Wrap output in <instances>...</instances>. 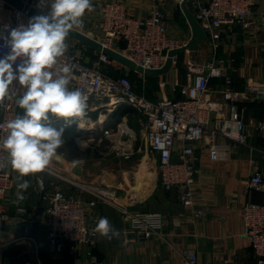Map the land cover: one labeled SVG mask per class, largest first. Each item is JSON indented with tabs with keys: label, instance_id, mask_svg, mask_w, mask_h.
Segmentation results:
<instances>
[{
	"label": "built area",
	"instance_id": "1",
	"mask_svg": "<svg viewBox=\"0 0 264 264\" xmlns=\"http://www.w3.org/2000/svg\"><path fill=\"white\" fill-rule=\"evenodd\" d=\"M22 1L41 11L37 8L38 1ZM174 1L181 4L185 0ZM255 6L256 0H203L197 5L194 16L204 29L205 38L209 40L214 53L212 59L203 66L189 68L188 82L178 91L181 96L179 99L165 97L152 101L139 95L134 91L128 74L113 77L105 71L115 60L104 53H99L92 65H86L79 53L67 49L54 69L58 70L65 64L73 66L70 87L79 88L87 96L88 108L85 115L72 124H76L79 129L81 121H88L92 127H89V131L93 128L99 129L104 132L103 138L114 137L118 145L117 156L123 160H130L135 154L134 146L138 135L123 124L118 125L116 133L106 129V114L102 110L106 108L109 112L127 104L144 117L141 140L146 152L159 166V184L166 191L176 189L181 204L191 209L193 217L201 215L195 208L194 198L198 173L196 162L199 159L194 144L208 136L210 160L219 162L227 159L231 143L247 145L250 137L244 109L240 105L254 99L264 100V82L253 80L246 84L244 90H234L231 87L232 78L222 65L223 60H215L225 28L233 26L243 31L264 28V12H258ZM96 9L102 22V38H98L99 42L106 48L116 45V50L118 44L123 42V51H117L144 69H161L170 51L186 45L169 37V23L160 9H155L149 16L138 18L131 16L121 0H97ZM41 12L46 14L47 9ZM29 18L22 10L0 0V57L9 51L4 42L7 33L3 31V25L8 24L15 28L20 23L27 24ZM177 62L178 56H174L173 66ZM212 79L224 81L220 100L212 96ZM17 84L14 81L10 86L12 95ZM177 88L174 86V91ZM94 112H100L97 121L91 116ZM16 114L18 107L14 98L6 99L0 105V123L14 118ZM255 130L264 136V112L256 121ZM5 135L6 132L0 130V137ZM217 138H222L223 142H217ZM106 176L107 173H104L97 182L77 185L80 194L89 195L83 198L68 194L62 184L48 185L44 177L37 178L39 193L46 203L47 217L45 237L31 239V247L37 255L42 252L55 255L65 247H69L72 254L80 246L95 247L101 236L93 232L92 224H96L100 218L95 217L92 219L93 223H90L88 216L90 210L99 206L115 209L121 220L128 225L125 233L133 235L134 239L148 240L155 236H164L165 215L161 212L134 209L138 204L137 193L125 190L123 195L120 194L117 188L103 180ZM19 180L18 174L7 163V153L0 149V223H4L7 218L6 197ZM247 188L264 194V172L253 168ZM23 197L21 200L16 195L13 201L15 212L20 216L27 214L23 205L26 197ZM240 216L244 235L250 243L256 263L264 264V203L247 202L241 208ZM183 225L182 220L173 221L175 229H180ZM181 255L183 264H199L195 249H185ZM0 264L9 263L0 255ZM18 264H33V261L25 258Z\"/></svg>",
	"mask_w": 264,
	"mask_h": 264
},
{
	"label": "crops",
	"instance_id": "2",
	"mask_svg": "<svg viewBox=\"0 0 264 264\" xmlns=\"http://www.w3.org/2000/svg\"><path fill=\"white\" fill-rule=\"evenodd\" d=\"M96 1L91 0L92 10L86 12L83 27L79 29L85 31L90 37L101 39L102 22L96 9ZM121 1L128 8L131 16L135 18L149 16L155 9L162 10L169 23V37L183 44L190 41L192 29L180 3L174 0ZM202 1H190L187 6L194 13L197 5ZM255 9L258 12H264V0H256ZM66 42L68 50H75L79 53L86 65H92L98 58V52L76 40L68 37ZM124 46V43L120 42L117 50L122 52ZM213 53L209 40L205 38L196 49L180 53L177 64L164 75L146 76L127 69L117 61L111 67H106L105 71L113 77L128 74L134 91L149 100L158 101L165 97L179 99L181 96L178 91L188 82L189 68L203 66L212 59ZM215 60H223L222 65L232 78L231 87L234 90H244L246 84L253 80L264 82V28L258 27L253 31H243L233 26L225 28ZM135 80L140 84L139 90ZM151 82L157 85L156 92L150 94L151 96L142 93L140 90L142 86L144 88L148 86L146 88L148 90L145 89V91L149 93L153 91L150 89ZM174 85L178 87L177 91L172 90ZM210 87L213 98L220 100L224 81L212 79ZM23 91L22 86L17 84L13 89L14 100L19 98ZM240 106L244 109L247 128L250 132L247 145L231 143L229 157L213 162L209 158L210 137L206 136L204 140L194 144L199 157L196 162L198 173L194 186V198L195 208L201 212L200 217H193L191 209L181 204L176 189L166 191L160 187L161 193L154 195L153 192L148 199L149 202L153 199L166 217L164 236L138 240L134 239L133 235L125 233L128 225L121 220L115 209L99 206L89 211V222L93 223L92 219L95 217H106L119 231V237L109 241L101 236L95 247L80 246L74 254L71 253L69 247H65L55 255L47 254L52 260L51 264H183L181 254L188 248L196 250L199 264H257L250 243L243 232L240 210L247 202L264 203V194L247 188V181L253 168L264 172V136L255 130V123L264 112V100L254 99ZM102 111L106 114L104 120L106 129L114 130L119 122L118 125H127L136 132V128L129 125V121L136 120L138 114L131 106L125 104L116 110L112 109L108 112L105 108ZM99 114L100 112H94L91 116L97 121ZM137 129L141 132L143 125H137ZM216 140L223 142L222 138ZM130 173L126 171H123V174L108 172L103 180L117 188L119 192H124L128 186L129 177L127 175ZM120 174L123 176L122 181ZM48 176L42 172L20 178L6 197L7 218L4 223H0V255L9 264H15L21 258L32 260L28 240H38L46 235L47 217L43 207L44 201L38 190L37 178L44 177L48 185H51ZM23 180L28 181L29 187L20 190L18 185ZM62 186L68 194L77 193L75 191V194H72L68 186ZM19 191H22L26 197L23 205L27 209V214L24 216L16 214L14 209L13 201ZM178 219L182 220L184 225L180 229H175L173 221ZM95 225L92 224L93 227Z\"/></svg>",
	"mask_w": 264,
	"mask_h": 264
},
{
	"label": "clouds",
	"instance_id": "3",
	"mask_svg": "<svg viewBox=\"0 0 264 264\" xmlns=\"http://www.w3.org/2000/svg\"><path fill=\"white\" fill-rule=\"evenodd\" d=\"M37 8L47 9L46 14L32 16L15 28L3 25L9 51L0 57V105L13 98L10 86L14 81L24 89L15 100L22 113L0 123V130L6 132L0 137V149L21 179L49 167L65 144L66 127L88 108L87 96L70 87L74 67L65 64L54 69L68 49L69 34L83 27L86 12L92 10L91 0H40ZM28 187L27 180L18 185L20 190ZM17 198L24 199L22 191ZM93 232L108 239L120 235L106 217L97 221Z\"/></svg>",
	"mask_w": 264,
	"mask_h": 264
},
{
	"label": "rangeland",
	"instance_id": "4",
	"mask_svg": "<svg viewBox=\"0 0 264 264\" xmlns=\"http://www.w3.org/2000/svg\"><path fill=\"white\" fill-rule=\"evenodd\" d=\"M36 1L40 2V0ZM135 84L139 90L140 84L137 80H135ZM151 86L150 89L153 90L151 93L145 91L148 86L146 88L142 86L140 90L142 93L151 96L150 94L156 92L157 85L151 82ZM174 86H172L173 91ZM22 111L23 110L18 107V113H22ZM143 118L144 117L138 113L136 120L131 119L129 121V125L135 127V131L138 133V140L135 142L134 146L135 154L130 160L126 161L117 156L116 149L118 145L114 137L106 139L103 138L104 132L99 129L96 130L93 128L89 131V128H86L87 130L81 131L76 124H71V126L66 127L67 130L64 133V146L58 149L57 155L53 157L51 164L43 173L49 175L50 184L58 183L66 187L68 186L72 194H75L76 191L78 197L83 198L89 195L80 194V189L77 188V185L97 182L98 180H96V178L108 172L116 174H118V172L123 174V171L131 172L129 175L126 174L129 177L126 190L129 192H141L140 198H138V204L134 209L143 212L163 213L159 210L157 203L154 202L153 199L150 202L148 199L149 195L153 192L154 195H159L161 193V186L159 184V166L155 163L153 157L146 152L141 140V132L137 129V125H143ZM118 124L119 122L114 127L115 133L118 132ZM56 126L59 127L61 125L57 124ZM100 139H103L102 142H99ZM72 143L76 146L75 152L71 151ZM77 160L82 161V163L74 165L73 161ZM122 174H120L121 181V177H123L121 176ZM68 181L71 183H68ZM138 182H140L139 185ZM148 190H150V192H148ZM123 193L124 192H122V195ZM142 194H144V197H142ZM142 205L143 207H141ZM43 207L46 208L45 202Z\"/></svg>",
	"mask_w": 264,
	"mask_h": 264
},
{
	"label": "water",
	"instance_id": "5",
	"mask_svg": "<svg viewBox=\"0 0 264 264\" xmlns=\"http://www.w3.org/2000/svg\"><path fill=\"white\" fill-rule=\"evenodd\" d=\"M7 3L12 5L13 7L22 10L30 17L44 14L43 12L25 4L22 0H5ZM190 1L195 0H185L181 3V7L184 11V14L186 15V18L191 26L192 29V37L190 41L183 47L179 49L172 50L167 55V61L165 65L161 69H144L142 66L137 65L134 61L129 59L124 54L118 52L116 50V45H113L111 48L104 47L98 40V37H90L85 31L81 29H76L75 31H72L68 37L76 40L77 42L81 43L82 45H85L89 47L90 49L98 52V53H104L108 55L111 59L121 63L124 65L127 69L140 73L146 76H159L164 75L168 73L172 66H173V57L178 56L180 53L190 50V49H196L204 40L206 37L205 31L202 28L201 24L196 20L194 13L190 11L187 4ZM27 240V239H24ZM29 243V249L32 256L33 264H40L38 255L36 254L35 250L31 247L32 241L28 240Z\"/></svg>",
	"mask_w": 264,
	"mask_h": 264
},
{
	"label": "trees",
	"instance_id": "6",
	"mask_svg": "<svg viewBox=\"0 0 264 264\" xmlns=\"http://www.w3.org/2000/svg\"><path fill=\"white\" fill-rule=\"evenodd\" d=\"M131 80V79H130ZM67 130V128H66ZM65 130V131H66ZM71 151L72 152H75L76 151V146L74 145V143L71 144ZM48 253L46 252H42L38 255V259H39V262L40 264H51L52 260H49L50 258L48 257L47 255ZM23 259L21 258L19 261H17L15 264H18L19 262H21Z\"/></svg>",
	"mask_w": 264,
	"mask_h": 264
},
{
	"label": "bare ground",
	"instance_id": "7",
	"mask_svg": "<svg viewBox=\"0 0 264 264\" xmlns=\"http://www.w3.org/2000/svg\"><path fill=\"white\" fill-rule=\"evenodd\" d=\"M92 128L90 125H89V122L87 121H81L80 123H79V129H85V130H87L86 128ZM127 130H126V128H124V132H126ZM137 194H136V197H138V198H140V195H139V192H136Z\"/></svg>",
	"mask_w": 264,
	"mask_h": 264
}]
</instances>
